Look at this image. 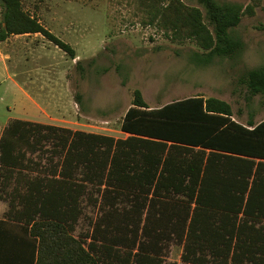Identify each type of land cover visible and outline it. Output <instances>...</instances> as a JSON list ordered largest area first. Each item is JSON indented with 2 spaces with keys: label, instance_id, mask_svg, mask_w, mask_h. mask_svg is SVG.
<instances>
[{
  "label": "trees",
  "instance_id": "trees-1",
  "mask_svg": "<svg viewBox=\"0 0 264 264\" xmlns=\"http://www.w3.org/2000/svg\"><path fill=\"white\" fill-rule=\"evenodd\" d=\"M195 1L200 7L136 0L145 26L204 52L191 56L197 67L240 54L244 44L232 32L255 15L259 0ZM0 3V43L42 35L77 58L23 0ZM241 83L251 97H264L263 68L249 70ZM121 131L129 136L20 119L4 129L1 182L13 190L0 220V264H166L171 243L183 247L182 264H264V121L240 124L229 103L202 96L154 109L136 90ZM47 139L59 164L35 179L17 173ZM89 188L98 193L100 215L89 233L76 236Z\"/></svg>",
  "mask_w": 264,
  "mask_h": 264
},
{
  "label": "rangeland",
  "instance_id": "rangeland-1",
  "mask_svg": "<svg viewBox=\"0 0 264 264\" xmlns=\"http://www.w3.org/2000/svg\"><path fill=\"white\" fill-rule=\"evenodd\" d=\"M200 7L195 0H183ZM250 5L251 0H218ZM31 15L76 51L77 58L42 35L12 36L0 43V138L16 119L56 127L125 138L124 116L140 90L150 108H161L190 97L217 98L232 106L233 118L248 125L264 121V97H251L241 77L264 69V0L254 16H244L233 36L243 51L233 58L216 57L206 67L191 60L204 53L193 42L172 43L162 32L142 22L136 0H23ZM3 7L0 3V25ZM53 141L37 142L27 157V168L17 173L44 177L59 164ZM1 173V167H0ZM15 177H17L15 175ZM0 220L10 209V193L2 188ZM83 200L84 214L76 236L89 233L100 211ZM183 247L171 243L166 264H182Z\"/></svg>",
  "mask_w": 264,
  "mask_h": 264
},
{
  "label": "crops",
  "instance_id": "crops-1",
  "mask_svg": "<svg viewBox=\"0 0 264 264\" xmlns=\"http://www.w3.org/2000/svg\"><path fill=\"white\" fill-rule=\"evenodd\" d=\"M191 98V97H190ZM154 109H156V108H154ZM234 119V118H233ZM236 121V120H235ZM42 124V123H41ZM44 124V123H43ZM124 133V132H123ZM125 135H126V137L125 138H127L128 136H129V134H126V133H124ZM125 138H116V139H125Z\"/></svg>",
  "mask_w": 264,
  "mask_h": 264
}]
</instances>
